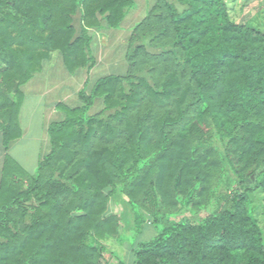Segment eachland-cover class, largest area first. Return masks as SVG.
I'll return each mask as SVG.
<instances>
[{"label":"trees","instance_id":"trees-1","mask_svg":"<svg viewBox=\"0 0 264 264\" xmlns=\"http://www.w3.org/2000/svg\"><path fill=\"white\" fill-rule=\"evenodd\" d=\"M134 5L0 0V264H112L104 242L146 223L159 229L134 264H264L250 214V195L264 194V31L237 23L225 0H155L125 74L56 105L36 172L10 157L23 87L53 52L71 75L90 71L91 30L119 28ZM185 208L195 218L172 220Z\"/></svg>","mask_w":264,"mask_h":264},{"label":"rangeland","instance_id":"rangeland-1","mask_svg":"<svg viewBox=\"0 0 264 264\" xmlns=\"http://www.w3.org/2000/svg\"><path fill=\"white\" fill-rule=\"evenodd\" d=\"M154 2L155 0H135L134 8L117 29L91 30L93 36L91 52L96 63L90 71L82 70L76 75H71L65 69L60 53L53 52L50 60L45 63L43 71L37 73L33 81L65 80L68 83L70 82L69 102L70 105H77V92L87 80L93 82L108 75L125 74L127 69L125 53L132 30L136 24L145 18ZM225 2L230 9L232 18L237 23L248 24L253 28L264 31V0H225ZM46 101L47 98L41 99L36 92L24 91V100L18 119L23 131L22 139L18 143H14L9 151L10 157L31 174L36 172L39 161L50 151L48 126L52 122L62 119L61 112L55 111L54 108L47 109ZM101 108V102L97 100L90 113H97ZM250 200V214L260 224H264V194L260 191L254 192L250 195ZM121 209V205H112L113 211ZM213 209L214 207L203 210L195 218V215L185 208L171 218L177 221L183 217H192L198 222ZM158 229V227L146 223L141 234L134 230H127L123 231L122 242L115 239L104 242L109 251H112L117 257H113L111 263L134 264L133 249L136 244L154 238Z\"/></svg>","mask_w":264,"mask_h":264},{"label":"crops","instance_id":"crops-1","mask_svg":"<svg viewBox=\"0 0 264 264\" xmlns=\"http://www.w3.org/2000/svg\"><path fill=\"white\" fill-rule=\"evenodd\" d=\"M35 76H34V78H35ZM33 79L27 85H25L23 87V92L24 91L25 92H36L38 94V96L41 97V99L47 98V101H46L47 109L54 108L55 111L60 112L56 108V105L58 103H66V104L70 105V102H69V100H70V82L68 83L65 80L64 81L51 80L49 82H45V81L43 82L42 80H37V81L34 80L33 81ZM31 82H33V83H31ZM80 90L77 92V95L80 92ZM54 97H56V98H54ZM42 102H43V100H42ZM21 139H22V137L16 141H14L13 144L18 143ZM5 156H6V151H5V148L3 145L2 133L0 132V184H1V179H2L3 168H4ZM258 223L262 227V229H264V224L263 223L260 224L259 221H258ZM263 237H264V233H263Z\"/></svg>","mask_w":264,"mask_h":264}]
</instances>
